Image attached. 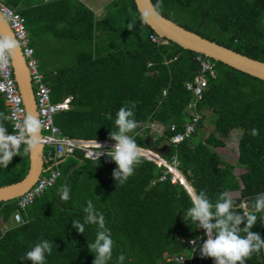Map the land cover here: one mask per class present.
I'll list each match as a JSON object with an SVG mask.
<instances>
[{"label":"trees","instance_id":"obj_1","mask_svg":"<svg viewBox=\"0 0 264 264\" xmlns=\"http://www.w3.org/2000/svg\"><path fill=\"white\" fill-rule=\"evenodd\" d=\"M151 2L160 15L184 29L264 63V0ZM6 5L25 19L32 47L39 49L40 40H50L40 48L39 68L54 103L72 97L70 109L54 118L64 136L109 138L111 131H118L114 121L119 108L135 105L139 127L129 135L163 158L175 155L189 186L197 192L206 190L213 203L221 193L239 192V197L232 198L233 210L243 213L264 193V81L211 60L217 76L208 81L198 104L201 120L197 130L185 141L170 145L168 138L182 132L191 120L187 108L192 98L184 85L199 70L198 54L171 42L162 46L152 43L149 36L154 32L133 0H113L99 20L76 0L25 7L9 0ZM48 53L52 55L48 57ZM0 113L6 116L1 96ZM206 117L213 125L207 143L198 136ZM0 122L10 134L11 123L2 118ZM154 123L163 128L161 135L153 137L149 131L137 134ZM171 125L175 132L169 130ZM253 128L259 130L258 136L251 135ZM235 131L240 132L238 159L232 165L212 149L230 142ZM26 147L21 145L19 155L6 168L0 167V187L20 181L27 173ZM141 160L134 174L121 184L113 178L117 166L108 156L98 161L85 160L78 153L65 158L54 186L20 211L23 223L0 229V264H31L20 258L42 239L53 241L45 264H93L94 253L87 245L94 242L97 227L86 224L80 234L72 226L73 220L83 223L88 200L105 216L111 231L114 247L108 264H118L121 254L125 256L123 264H214L212 258L200 255L198 247L193 251L187 244L196 240L198 246L207 238L186 218L191 207L188 191L181 184H172L169 176L157 182L163 169ZM235 168L244 173L236 177ZM64 185L70 188L67 202L60 199ZM17 210V200L1 202L0 226ZM257 215L251 231L264 239V212ZM178 256H184L185 261L176 263ZM245 264H264V250L254 252Z\"/></svg>","mask_w":264,"mask_h":264},{"label":"clouds","instance_id":"obj_2","mask_svg":"<svg viewBox=\"0 0 264 264\" xmlns=\"http://www.w3.org/2000/svg\"><path fill=\"white\" fill-rule=\"evenodd\" d=\"M18 47V41L8 35H0V68L9 64ZM132 107L122 106L116 113L115 126L118 131H111L109 139L116 143L108 151H101L102 145L96 140L98 151L94 158L98 161L100 156L107 155L115 162L113 178L123 184L135 172V168L142 162L144 149L137 144L129 133L139 127L135 120ZM0 118L7 119L2 113ZM17 131L7 134L6 126L0 122V167L6 168L13 157L19 155L21 145H27L25 151H30L38 142L42 129V122L37 118L27 115L21 123L16 125ZM252 136H258L259 130L253 128ZM60 191V199L67 202L70 199V188L64 185ZM191 207L186 210V218L204 230L201 245H196V240L190 241L194 248L198 247L202 257L212 258L215 264H245L254 252L264 250V239L257 232L251 231L258 219V213L264 212V193H259L251 203L249 209L243 213L234 211V201L227 193H221L213 203L206 190L196 191L189 188ZM99 198V197H97ZM85 213L83 223L73 220L72 226L80 234L85 231V225H95L97 232L95 240L89 243L88 249L94 253L93 264H108L112 259L114 241L111 231L106 226V218L94 206L91 200L83 208ZM260 218V217H259ZM243 224V227L240 225ZM244 234V235H242ZM53 241L42 239L36 242L21 261L28 260L31 264H45L46 255L52 252ZM125 256L118 257V264H123Z\"/></svg>","mask_w":264,"mask_h":264},{"label":"built area","instance_id":"obj_3","mask_svg":"<svg viewBox=\"0 0 264 264\" xmlns=\"http://www.w3.org/2000/svg\"><path fill=\"white\" fill-rule=\"evenodd\" d=\"M0 13L8 23L10 30L21 48L31 80L37 118L42 122L39 142L43 146V172L36 183L26 193L16 199L18 210L14 214V220L19 224L23 223L20 211H23L30 206L36 198H39L45 191L53 187L59 179L61 175L59 164L65 158L78 153L83 159L93 161L96 160L94 154L99 150L94 143L95 140L98 144L103 146L101 148V151L103 152L108 151L116 142L109 138L84 139L64 136L61 133L59 127L54 123V118L57 114L70 109L71 97L65 98L57 103L52 101V91L45 82L44 76L38 68V62L34 57V49L30 45V38L26 28L25 19L17 10L8 7L1 2ZM149 39L156 45L162 46L169 44L168 40L160 38L156 34L150 35ZM195 61L198 63L199 70L197 74L184 85L185 90L192 98L187 108L190 112L191 120L185 124L182 132H176L168 138L167 144L170 145H177L196 132L199 121L201 120V115L197 111L198 104L202 100L203 93L208 87V81L215 80L217 76L215 64L211 59L198 55L196 56ZM0 95L4 99L7 108V119L12 126V132L10 134H13L17 131L16 125L21 123L26 117V111L23 98L15 83L11 60L6 67L0 68ZM160 129L163 131V128L157 123L147 124L143 126L137 134L142 135V132L145 130H149V132L151 130V132L162 134ZM169 130L175 132L176 127L171 125ZM143 149L144 155L141 159L153 162L158 168L163 169L162 175L157 179V182H162L169 176V180L172 184H184V176L179 169V161L175 155L170 159H167L163 158L157 152L146 148ZM104 156L107 155H102L100 158ZM154 183L155 181L153 184ZM242 205V208L245 210V205ZM200 230L201 229H198L197 231ZM182 242L186 243L184 240H182ZM187 244H189L194 251V245L191 244L190 241H188ZM170 260L171 259H168V261ZM174 261L176 263H183L185 259L184 256H178L174 258Z\"/></svg>","mask_w":264,"mask_h":264},{"label":"water","instance_id":"obj_4","mask_svg":"<svg viewBox=\"0 0 264 264\" xmlns=\"http://www.w3.org/2000/svg\"><path fill=\"white\" fill-rule=\"evenodd\" d=\"M136 10L145 24L160 38L179 46L184 50L205 56L214 62L231 67L244 74L264 81V63L236 53L200 35L184 29L169 19L160 15L151 0H133ZM0 35H8L15 39L8 23L0 13ZM13 66L15 83L23 98L26 116L37 118L36 104L30 76L21 48L18 44L10 58ZM38 119V118H37ZM41 135V132H40ZM37 144L28 153V170L18 182L0 187V203L13 201L26 193L38 180L43 172V146ZM183 186L189 193L190 186L184 182ZM190 194V193H189Z\"/></svg>","mask_w":264,"mask_h":264},{"label":"crops","instance_id":"obj_5","mask_svg":"<svg viewBox=\"0 0 264 264\" xmlns=\"http://www.w3.org/2000/svg\"><path fill=\"white\" fill-rule=\"evenodd\" d=\"M9 0H0V2L2 3V4H4V5H6V2H8ZM52 1H57V0H17V3L18 4H20V5H22V6H36V5H38L39 3H48V2H52ZM77 2H79L80 4H82V5H84L85 7H87L89 10H91L92 11V13H93V15H94V17H95V19H97V20H99V19H102L104 16H105V14H106V6L110 3V2H112L113 0H76ZM6 6H8V5H6ZM25 24H26V22H25ZM27 28V27H26ZM27 31H28V29H27ZM28 34H29V32H28ZM30 38V37H29ZM50 41L49 39H47V38H44V39H42V40H40L39 41V43H37V46H39L41 49H44L45 47H46V45H45V41ZM30 45H31V42H30ZM32 47V46H31ZM33 49H34V57H35V59L37 60V62H38V68H39V65H40V48L38 49V47H32ZM36 48H37V51H36ZM50 50H51V47H49L48 48V52H50ZM38 55V57H36L35 55ZM47 55V54H46ZM52 54L51 53H48V57L49 56H51ZM53 61V60H52ZM55 61V60H54ZM39 70H40V68H39ZM40 72L43 74V72L40 70ZM43 76H44V74H43ZM44 79H45V77H44ZM46 82V81H45ZM48 85V84H47ZM49 86V85H48ZM1 96V95H0ZM68 97H71V96H68ZM68 97H65V98H68ZM1 98H2V100H3V104H4V107H5V111H6V116L5 117H7V108H6V105H5V102H4V99H3V97L1 96ZM65 98H63V99H65ZM62 99V100H63ZM61 100V101H62ZM71 100H72V97H71ZM60 101V102H61ZM6 120H8V119H6ZM9 121V120H8ZM238 142V141H237ZM238 146V144L236 145V147ZM236 160L238 159V147H237V150H236ZM217 153V152H216ZM236 163V162H235ZM234 163V164H235ZM231 164V163H230ZM234 164H232V165H234ZM235 170H240L241 172V174H243L244 173V170L243 169H240V168H235L234 169V172H235ZM240 174V175H241ZM234 175L236 176V177H239V176H237L235 173H234ZM184 176V175H183ZM184 178V182L185 183H187V181H186V179H185V177H183ZM188 184V183H187ZM189 185V184H188ZM228 195L229 196H231V198H237V197H239V192H231V193H228ZM244 204V203H243ZM245 205V204H244ZM246 207V206H245ZM16 213V212H15ZM14 213V214H15ZM14 214L10 217V219L9 220H12L13 221V223H12V225L11 226H15V225H17L18 224V222L17 221H15L14 220ZM9 220L6 222V224L9 222ZM19 224H21V223H19ZM11 226H7L6 227V229L7 228H9V227H11ZM0 228H1V226H0ZM199 229H201L200 231H197L198 229H196V232L198 233V234H200L201 233V231H202V228H199ZM3 230V229H2ZM5 230V229H4ZM204 231V230H203Z\"/></svg>","mask_w":264,"mask_h":264},{"label":"rangeland","instance_id":"obj_6","mask_svg":"<svg viewBox=\"0 0 264 264\" xmlns=\"http://www.w3.org/2000/svg\"><path fill=\"white\" fill-rule=\"evenodd\" d=\"M208 116V114L206 115ZM157 126V125H155ZM161 131L160 132H163L162 129H160ZM146 132H148L149 130H145ZM213 131V125H211V122L209 120L208 117H206L203 122H202V127L200 129V132H198V136L201 140H203V142L207 143L206 142V139L208 138V136L210 135V133H212ZM143 133V132H142ZM239 134L240 132L239 131H235V132H232L231 133V141L228 142V143H225L223 146H218V147H211L212 150H214V152H217V154L219 155V157L227 162V163H231V164H234L237 160H236V150H237V141H238V137H239ZM149 135L155 137V136H158V135H161L159 133H155V132H149ZM217 136V135H216ZM144 148V147H143ZM240 170H235V174L237 176H239L241 173ZM179 184V183H177ZM243 207V205H242ZM13 223L12 220H9V222L6 224V223H1V230L3 229H6L7 226H11Z\"/></svg>","mask_w":264,"mask_h":264}]
</instances>
